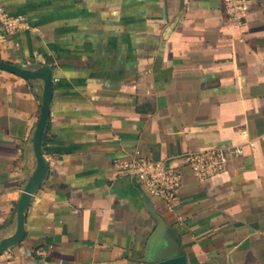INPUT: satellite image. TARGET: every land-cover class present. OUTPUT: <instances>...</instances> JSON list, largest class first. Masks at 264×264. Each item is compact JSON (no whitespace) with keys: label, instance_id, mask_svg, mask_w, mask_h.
Returning <instances> with one entry per match:
<instances>
[{"label":"crops","instance_id":"obj_1","mask_svg":"<svg viewBox=\"0 0 264 264\" xmlns=\"http://www.w3.org/2000/svg\"><path fill=\"white\" fill-rule=\"evenodd\" d=\"M244 1L236 21L225 0H0L29 25H0V61L51 76L18 236L45 85L0 68V264H264V0ZM207 147L242 153L182 166L171 208L112 166Z\"/></svg>","mask_w":264,"mask_h":264},{"label":"built area","instance_id":"obj_2","mask_svg":"<svg viewBox=\"0 0 264 264\" xmlns=\"http://www.w3.org/2000/svg\"><path fill=\"white\" fill-rule=\"evenodd\" d=\"M228 14L240 21L246 13L244 0H225ZM0 25L5 33H13L29 28L24 15H11L0 4ZM242 153L240 147H207L196 151H187L175 156L180 164H172L173 159L154 160L137 155L115 158L112 166L119 174L134 177L141 189L148 195L161 197L165 205L171 208L181 186V167L186 166L194 177L201 181L223 173L232 156ZM41 248L34 249L35 255H41Z\"/></svg>","mask_w":264,"mask_h":264},{"label":"water","instance_id":"obj_3","mask_svg":"<svg viewBox=\"0 0 264 264\" xmlns=\"http://www.w3.org/2000/svg\"><path fill=\"white\" fill-rule=\"evenodd\" d=\"M0 68L7 70L9 72L15 73L19 76H22L24 78H34V77H40L44 81L45 85V91H44V97L42 100V105H41V111H40V116L39 120L36 126V131L34 135V147H35V155L37 159V168L36 171L31 178L28 186L25 189V193L23 194L22 198L19 200V203L17 205V215H18V236H21L22 233V222H23V212L24 209L27 207L28 202L30 200V194L32 193L33 189L41 179L43 178L44 171H45V161L42 155V150H41V139H42V133L46 124V119L48 117V106H49V100H50V86H51V76H50V71L48 68H43L40 71L37 72H27L25 70H22L19 67H16L14 65L4 63L0 61ZM146 201H148V198H145ZM148 203V202H147ZM149 205V203H148ZM154 213V211H152ZM155 215V213H154ZM159 225L158 229H162L163 227V221L161 217L158 215H155ZM153 264H187L186 263V258L184 255H175V256H170L166 258H153Z\"/></svg>","mask_w":264,"mask_h":264},{"label":"rangeland","instance_id":"obj_4","mask_svg":"<svg viewBox=\"0 0 264 264\" xmlns=\"http://www.w3.org/2000/svg\"><path fill=\"white\" fill-rule=\"evenodd\" d=\"M184 167H186V166H184ZM187 168V167H186ZM187 169H189V168H187ZM181 171V170H180Z\"/></svg>","mask_w":264,"mask_h":264}]
</instances>
